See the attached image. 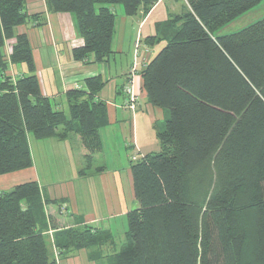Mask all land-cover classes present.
<instances>
[{
    "label": "trees",
    "instance_id": "obj_1",
    "mask_svg": "<svg viewBox=\"0 0 264 264\" xmlns=\"http://www.w3.org/2000/svg\"><path fill=\"white\" fill-rule=\"evenodd\" d=\"M44 1L48 11L74 16L81 44L71 54L85 65L112 53L116 5L133 15L158 0ZM186 1L189 9L171 19L170 37L140 71L147 100L167 117L156 134L159 150L130 159V245L111 264H264V16L218 33L261 0ZM38 18L25 0H0V264H57L53 248L61 256L94 242L86 226L55 224L45 206L56 200L35 179L10 180L32 166L29 135H74L86 173L107 123L97 75L67 90V111L41 93L27 35L16 32ZM13 39L8 59L5 42ZM10 64L25 71L11 74ZM208 161L218 185L203 204L187 200L188 175Z\"/></svg>",
    "mask_w": 264,
    "mask_h": 264
},
{
    "label": "crops",
    "instance_id": "obj_2",
    "mask_svg": "<svg viewBox=\"0 0 264 264\" xmlns=\"http://www.w3.org/2000/svg\"><path fill=\"white\" fill-rule=\"evenodd\" d=\"M186 9H189L186 0H158L148 12L144 13L140 6L133 15L116 9L112 53L105 61L84 65L71 54V49L81 44L74 16L47 11L44 0H25L27 13L38 14L41 23L28 20L17 26L16 32L27 35L41 93L67 111L66 92L74 83L82 85L85 78L96 75L103 83L96 97L105 103L107 123L100 129L102 148L93 156L86 173L79 172L83 158L74 135L66 139L46 138L50 143L47 145L54 148L47 154L52 162L59 161V157L70 161L64 168L67 171L69 168L70 178L58 189L47 188L33 169L28 136L32 166L10 179H35L42 195L56 200L47 204L45 210L58 226L90 229L93 244L70 252L77 259L76 264H97L106 253L114 256L130 245L126 213L135 206L130 159L159 150L156 134L167 117L165 110L149 103L142 89V66L134 67L135 42H139L137 61L149 60L170 37L171 19ZM147 37H153V42H146ZM17 66L19 72L25 71L23 65ZM127 82L138 96L135 110L125 106L123 88ZM116 220L120 221L119 229H116ZM72 258L62 262L69 264L67 261Z\"/></svg>",
    "mask_w": 264,
    "mask_h": 264
},
{
    "label": "rangeland",
    "instance_id": "obj_3",
    "mask_svg": "<svg viewBox=\"0 0 264 264\" xmlns=\"http://www.w3.org/2000/svg\"><path fill=\"white\" fill-rule=\"evenodd\" d=\"M47 9V7H46ZM116 9H122V6L120 4L116 5ZM48 11V10H47ZM27 12V11H26ZM264 16V0H261L258 5H256L254 8L240 14L238 17L231 20L229 23L222 26L218 33H226L231 31H236L238 29H241L242 27L253 23L254 21L260 19ZM14 42V39L10 42H5V55L10 57L11 55V44ZM30 44V43H29ZM135 44L139 45V42H135ZM142 62V60H141ZM18 66L14 64H10L9 66V72L12 74H15L16 71H18ZM124 90V88H123ZM133 91V87H132ZM134 93V91H133ZM135 95V101L136 105L135 108L132 110H135L138 105V96L136 93ZM126 96V95H125ZM128 102H125V106L127 107ZM128 108V107H127ZM129 109V108H128ZM66 110V109H65ZM30 139V148L33 152V169H35L36 174L40 178V182L42 184H45L46 187H54V189H58L60 187V184H63L66 182V178L69 177L70 170L68 168V171L64 168L68 167L70 165V161L68 160H62L63 158L59 157V161L56 159L53 160V162L48 158V153L54 148L52 146L47 145L50 144L45 139H37L35 137H31L29 135ZM53 138V137H52ZM49 139V138H48ZM54 146V145H53ZM2 178V177H0ZM70 178V177H69ZM20 179V178H19ZM0 185L2 187H5V183L0 181ZM218 185L216 181V173L214 169V165L212 162L208 161L199 168H197L195 171H193L191 174L188 175L187 180L184 185V192L186 194L187 200H191L192 202H201L203 204L209 195L215 190L216 186ZM200 204V205H201ZM51 223V222H50ZM50 223L48 221L47 228L45 229V235L47 238H49L50 241H52V235L54 234V231L50 232ZM116 229H119L120 221L116 220ZM64 228V227H63ZM62 228V229H63ZM83 227H72V229H82ZM65 229V228H64ZM118 237V235H117ZM73 246L69 247V249L66 250V252L63 255H58L56 250L53 248V254L56 257L57 264H64L62 260H65L67 258H72L74 255H71V251H75ZM68 252V253H67ZM69 254V255H68ZM66 255H68L66 257ZM76 255V254H75ZM75 258V257H74ZM113 260V255L108 256L107 253L102 258V260H99L97 264H111ZM72 261V263H70ZM69 264H76L77 259H70Z\"/></svg>",
    "mask_w": 264,
    "mask_h": 264
},
{
    "label": "built area",
    "instance_id": "obj_4",
    "mask_svg": "<svg viewBox=\"0 0 264 264\" xmlns=\"http://www.w3.org/2000/svg\"><path fill=\"white\" fill-rule=\"evenodd\" d=\"M138 48H139V45L138 44H135V61H134V67H139L140 65L141 66H144V64L148 61H143L140 63V61H137V52H138ZM73 87H80V85L78 83H74ZM124 93L126 95V102H128V105L127 107L129 109H134L135 108V105H136V102L135 101V95L132 91V84L130 82H127L125 85H124Z\"/></svg>",
    "mask_w": 264,
    "mask_h": 264
}]
</instances>
